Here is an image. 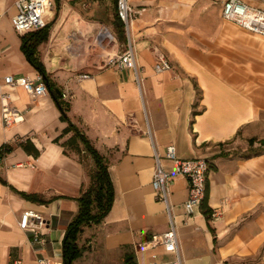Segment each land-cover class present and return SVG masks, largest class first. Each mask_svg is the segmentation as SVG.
I'll use <instances>...</instances> for the list:
<instances>
[{"label":"crops","instance_id":"0c3cea01","mask_svg":"<svg viewBox=\"0 0 264 264\" xmlns=\"http://www.w3.org/2000/svg\"><path fill=\"white\" fill-rule=\"evenodd\" d=\"M15 1L0 0V109L7 95L22 117L3 128L0 114V147H10L0 160V264L38 257L62 264L66 228L96 171L74 129L101 157L113 191L105 216L86 226L96 234L88 245L101 253L89 264L173 260L162 246H144L170 226L150 184L155 156L170 175L167 204L182 264H264V38L223 20L220 0H129L137 84L131 70L103 66L126 41L116 0H52L45 39L34 49L48 94L34 99L3 84L6 76L39 75L21 50L26 34L11 27ZM242 1L264 10V0ZM158 54L169 70H154ZM83 74L91 77L78 80ZM168 146L178 159L209 165L205 199L190 216L188 181L164 158ZM24 212L42 221L41 247L19 227Z\"/></svg>","mask_w":264,"mask_h":264},{"label":"built area","instance_id":"2783aa9c","mask_svg":"<svg viewBox=\"0 0 264 264\" xmlns=\"http://www.w3.org/2000/svg\"><path fill=\"white\" fill-rule=\"evenodd\" d=\"M222 5V19L237 25L254 35L264 38V10L254 8L242 0H220ZM52 0H16L14 2L15 13L10 19L12 29L19 35L31 33L43 29L46 26V17L53 8ZM132 10L129 0H116V16L122 25L125 44L121 50L112 56L106 57L103 66L106 68L126 69L133 72L135 82L139 84L140 77L138 67L135 61V54L129 39V25L132 18ZM102 43L97 42L92 46L101 48ZM170 69V64L162 54L157 55V62L154 66L156 72ZM91 76L83 74L78 76V80L89 79ZM3 84L11 89L21 87L32 98L37 99L47 95L46 85L40 75L31 79L24 76H6L3 78ZM62 99L66 94L61 95ZM1 124L7 128L21 121L22 117L19 111L11 105L9 97H1ZM9 150L6 146L0 147V160ZM164 158L172 161L176 168V173L184 176L188 181V197L184 203L186 216H190L200 206L206 195V180L209 172V165L206 160L201 158L181 160L175 156L173 146L165 149ZM159 158L155 156L156 166L151 178V188L157 195L158 200L165 205V211L170 219L169 230L161 235H154L144 243V246H162L166 253L172 254L173 260L166 263L153 260L150 264H182L178 241L175 230L170 218V208L167 204V186L170 182V175L167 174L158 164ZM217 213H212L211 218L216 219ZM35 220L36 224L29 223ZM42 221L32 212H24L21 215L19 227L21 230L31 233V244L35 247H41L44 239L41 237L38 228ZM37 264H48L42 257L37 258Z\"/></svg>","mask_w":264,"mask_h":264},{"label":"trees","instance_id":"16d2710c","mask_svg":"<svg viewBox=\"0 0 264 264\" xmlns=\"http://www.w3.org/2000/svg\"><path fill=\"white\" fill-rule=\"evenodd\" d=\"M118 32L119 40L123 41L124 35L120 22ZM45 36L46 26L35 33H29L21 37V50L23 54L29 63L37 70L43 80H45V71L42 65L34 58V49L36 44L45 39ZM51 95L60 110V119L67 122L68 119L58 100L59 97L52 92ZM69 129H73L70 124ZM74 132L75 136L78 137L84 145L86 151L91 155L96 166V171L91 176V186L77 199L79 204L78 213L66 228L62 240V264H73L76 259L81 257L83 249L78 247L77 241L79 235L83 231V227L98 223L109 210L113 198L111 183L101 157L88 144L83 136H81L75 129ZM8 148L10 149V147ZM24 197L29 200H35V195Z\"/></svg>","mask_w":264,"mask_h":264},{"label":"rangeland","instance_id":"374dc122","mask_svg":"<svg viewBox=\"0 0 264 264\" xmlns=\"http://www.w3.org/2000/svg\"><path fill=\"white\" fill-rule=\"evenodd\" d=\"M114 11L116 16V7H114ZM82 232L83 234L80 237L79 246L83 249V251L81 257L78 258V264H89L91 262L94 263L95 260L97 262L98 260H100L101 257L98 245L95 248L92 247L93 243H91L92 245H88L89 241L93 242L94 238L96 237V234H94L93 229H89L88 227L84 228Z\"/></svg>","mask_w":264,"mask_h":264}]
</instances>
